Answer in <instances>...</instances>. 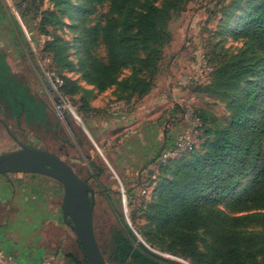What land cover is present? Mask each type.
I'll use <instances>...</instances> for the list:
<instances>
[{
  "label": "trees",
  "instance_id": "1",
  "mask_svg": "<svg viewBox=\"0 0 264 264\" xmlns=\"http://www.w3.org/2000/svg\"><path fill=\"white\" fill-rule=\"evenodd\" d=\"M78 1L48 0L41 12V25L62 28L67 16L68 28L77 33L72 46L58 36L45 42L44 52L56 65L49 70L64 81L62 96L83 118L97 112L91 106L95 91L112 89L127 104L148 96L163 58L168 12L156 0ZM245 1L244 16L232 33L245 42L244 49L217 69L209 89L228 100L230 121L220 130L204 131L199 149L160 166L173 167L175 175L157 187L145 214L143 237L194 264H259L257 259H264V0ZM69 48L80 56L77 64ZM73 70L81 76H67ZM8 99L15 117H41L42 104L26 90L13 89ZM199 120L206 123L202 116ZM112 246L116 264H172L138 243L125 221L114 232ZM70 258L72 264H88L85 256L83 261Z\"/></svg>",
  "mask_w": 264,
  "mask_h": 264
},
{
  "label": "rangeland",
  "instance_id": "2",
  "mask_svg": "<svg viewBox=\"0 0 264 264\" xmlns=\"http://www.w3.org/2000/svg\"><path fill=\"white\" fill-rule=\"evenodd\" d=\"M74 2L80 4L78 0ZM245 4V0H156V5L168 12L166 39L154 88L146 98L149 113H153L154 119L166 116L169 127L178 126L172 143L178 136L186 135L199 149L204 142V131L220 130L229 123L228 100L209 89L216 82L217 69L235 59L244 49L245 42L234 39L232 33L244 16ZM47 9L48 0H0V61L5 60L8 76L15 79V83L8 81V86H11V91L26 90L29 97L42 104L40 118L22 116L20 128L15 127L11 131L15 134L18 130L24 131L25 146L61 156L94 190V230L107 264H116L112 260V237L122 227L123 221L137 236L138 243H143L162 259L172 264H194L189 257L171 253L160 244L157 245L166 251L153 247L143 237L148 224L145 218L147 207L158 194L155 190L175 175L173 167L164 170L167 164L160 167L158 163V156L165 147L139 167L135 175L123 178L114 167L111 146L106 147L111 141L106 136L108 131L104 132L103 138L101 136L103 142H98L88 129L86 120L73 106L74 116L67 111L65 121L57 118L54 109L57 95L45 87L44 76V71L56 68V65L51 55L44 52L45 42L58 36L72 46L77 33L68 28L71 21L67 16H63V24L59 25L62 28L41 25V12ZM105 12L102 10L100 17ZM27 32L33 35L28 37ZM69 52L70 59L77 64L80 56L70 48ZM67 76L76 79L81 75L73 70ZM115 94L112 92L108 97L110 108L118 101ZM80 98V94L74 97L76 101ZM68 102L71 104L73 101ZM6 104L12 110L9 99ZM132 104L128 103L126 108L131 109ZM199 116L206 122L203 126ZM7 121L11 125L16 123L11 113ZM112 140L114 143L119 138ZM19 149L6 132L0 130V155ZM58 184L62 190L63 186ZM67 228L68 236H64L67 244L62 248L65 261L57 257L54 260L58 264H72L70 257L80 261L84 259L75 233ZM205 236L200 243L202 250ZM257 261L264 264L262 257Z\"/></svg>",
  "mask_w": 264,
  "mask_h": 264
},
{
  "label": "crops",
  "instance_id": "3",
  "mask_svg": "<svg viewBox=\"0 0 264 264\" xmlns=\"http://www.w3.org/2000/svg\"><path fill=\"white\" fill-rule=\"evenodd\" d=\"M81 86L93 89L85 83ZM112 92V89L104 93L95 91L91 106L97 112L84 119L98 142H103V134L108 131L106 136L111 141L107 140L106 147L111 146L114 167L123 178H129L157 155L160 148L173 144L178 126L169 127L166 116L154 119L148 110L147 96L133 102L129 110L113 112L108 105ZM113 138L119 140L113 143ZM63 197V189L49 177L1 175L0 257L20 264L55 262L57 257L65 261L62 248L67 244L64 236H68V228L63 220Z\"/></svg>",
  "mask_w": 264,
  "mask_h": 264
},
{
  "label": "water",
  "instance_id": "4",
  "mask_svg": "<svg viewBox=\"0 0 264 264\" xmlns=\"http://www.w3.org/2000/svg\"><path fill=\"white\" fill-rule=\"evenodd\" d=\"M37 174L63 186V220L76 235L88 264H107L98 245L93 223L95 192L61 156L22 145L17 151L0 155V176Z\"/></svg>",
  "mask_w": 264,
  "mask_h": 264
},
{
  "label": "built area",
  "instance_id": "5",
  "mask_svg": "<svg viewBox=\"0 0 264 264\" xmlns=\"http://www.w3.org/2000/svg\"><path fill=\"white\" fill-rule=\"evenodd\" d=\"M28 37L32 36V32L26 33ZM45 76V87L57 95V100L54 103V109L57 118L60 121H65L67 117V111H69L73 116L74 112L72 110V105L68 102V99L62 96L60 88L63 86V79L57 75L55 72L47 69L44 71ZM128 105L123 101H117V103L111 105L113 112H122L128 110L126 108ZM196 145L191 141L189 136L180 135L177 137L176 141L163 149L158 156V163L166 165L169 161L180 158L182 155L193 151ZM0 264H20L13 260H6L0 257ZM43 264H57L52 260H47Z\"/></svg>",
  "mask_w": 264,
  "mask_h": 264
},
{
  "label": "flooded vegetation",
  "instance_id": "6",
  "mask_svg": "<svg viewBox=\"0 0 264 264\" xmlns=\"http://www.w3.org/2000/svg\"><path fill=\"white\" fill-rule=\"evenodd\" d=\"M0 63H2V65H0V130L6 132V134L11 138V140L21 148V146L24 145L23 144L25 137L24 131L21 132L20 130H18V133L15 134L14 131L13 132L11 131V129L15 127L17 129L20 128V122L22 120V117L21 118L15 117L12 110L8 109L6 104L8 99L7 96L8 91L11 92V86H8L9 84L8 81L13 80L14 81L13 83H15V79H13V76L12 77L8 76L9 69L6 65L5 60L3 59L2 61H0ZM9 113L12 114L13 118L16 121V123L13 125H11L7 121V116Z\"/></svg>",
  "mask_w": 264,
  "mask_h": 264
}]
</instances>
